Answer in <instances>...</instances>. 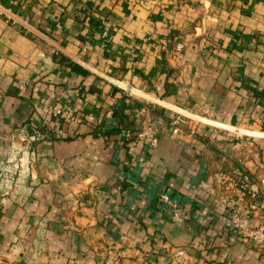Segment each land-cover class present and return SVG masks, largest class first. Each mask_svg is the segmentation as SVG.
<instances>
[{"label":"crops","instance_id":"1","mask_svg":"<svg viewBox=\"0 0 264 264\" xmlns=\"http://www.w3.org/2000/svg\"><path fill=\"white\" fill-rule=\"evenodd\" d=\"M0 3L28 18L0 17V264H264L220 200L264 137L198 123L264 136V0ZM143 119L156 147L125 136Z\"/></svg>","mask_w":264,"mask_h":264},{"label":"built area","instance_id":"2","mask_svg":"<svg viewBox=\"0 0 264 264\" xmlns=\"http://www.w3.org/2000/svg\"><path fill=\"white\" fill-rule=\"evenodd\" d=\"M0 17H6L10 20L13 25L20 24L26 26L28 18H18L12 8H9L0 3ZM104 38L108 37V33L104 32ZM182 45H177L176 50L181 51ZM54 115L61 117L64 114V110L59 107L53 109ZM77 118L72 116V121H77ZM190 119L185 118L181 115L176 116L170 122L173 133L185 134L188 133L191 136H197V128L191 126L189 123ZM209 120L201 119L198 121L199 124L205 126H211L220 130L230 131L236 133L238 138L242 139L245 137L249 138H263L264 136L252 135L249 133L241 132L236 128H231L224 125H214ZM125 136L128 139L136 138L141 141L148 142L151 146L156 147L159 142L160 132L154 127L149 120L143 119L140 123L139 129L134 134L126 132ZM241 145L243 143L238 141L234 146ZM227 157L233 160L234 157L227 152ZM230 183L235 190L238 191L240 196L238 198L227 199L220 196V200L226 208V215L229 221L230 229L241 239L247 240L256 246L264 245V176L253 174L245 167V162L238 161L230 171ZM161 201L164 202L171 210V218L174 221H179L182 218H188L183 215L181 207L171 200V198L163 194L160 197ZM171 259L175 264H194L187 257V251L183 248L178 249L172 256Z\"/></svg>","mask_w":264,"mask_h":264}]
</instances>
